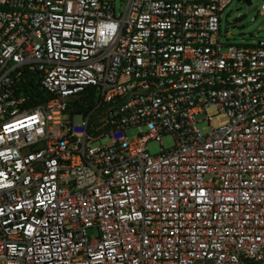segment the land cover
Returning a JSON list of instances; mask_svg holds the SVG:
<instances>
[{"label": "built area", "instance_id": "2783aa9c", "mask_svg": "<svg viewBox=\"0 0 264 264\" xmlns=\"http://www.w3.org/2000/svg\"><path fill=\"white\" fill-rule=\"evenodd\" d=\"M235 1L0 0V264H264V41L222 42Z\"/></svg>", "mask_w": 264, "mask_h": 264}, {"label": "rangeland", "instance_id": "374dc122", "mask_svg": "<svg viewBox=\"0 0 264 264\" xmlns=\"http://www.w3.org/2000/svg\"><path fill=\"white\" fill-rule=\"evenodd\" d=\"M128 0H116L117 13H120L119 5L125 6ZM251 6H247L244 0L233 2L222 15L221 34L222 42L225 44H250L254 45L259 41H264V14H261V7L264 0H250ZM257 7V10L248 13L251 9ZM207 114L211 117V124L214 128L225 125L228 121L227 115L218 113L215 108H209ZM198 128L204 134L210 132L211 127L207 119L199 121ZM137 129H130L127 135L131 138L138 135ZM175 143L171 135L163 137L162 144L168 149ZM149 151L152 154H158L162 151V145L158 141L149 143Z\"/></svg>", "mask_w": 264, "mask_h": 264}, {"label": "water", "instance_id": "95a60500", "mask_svg": "<svg viewBox=\"0 0 264 264\" xmlns=\"http://www.w3.org/2000/svg\"><path fill=\"white\" fill-rule=\"evenodd\" d=\"M244 2L246 3L247 6H251L252 5V2L250 0H244ZM257 10V7L251 9L248 13H252L254 11Z\"/></svg>", "mask_w": 264, "mask_h": 264}]
</instances>
